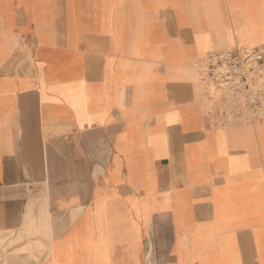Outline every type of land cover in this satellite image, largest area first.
<instances>
[{
  "label": "crops",
  "instance_id": "crops-1",
  "mask_svg": "<svg viewBox=\"0 0 264 264\" xmlns=\"http://www.w3.org/2000/svg\"><path fill=\"white\" fill-rule=\"evenodd\" d=\"M260 47L264 0H0V264H264V121L200 84Z\"/></svg>",
  "mask_w": 264,
  "mask_h": 264
},
{
  "label": "built area",
  "instance_id": "built-area-1",
  "mask_svg": "<svg viewBox=\"0 0 264 264\" xmlns=\"http://www.w3.org/2000/svg\"><path fill=\"white\" fill-rule=\"evenodd\" d=\"M200 68V84L209 107L245 124L264 121V47L211 54Z\"/></svg>",
  "mask_w": 264,
  "mask_h": 264
},
{
  "label": "bare ground",
  "instance_id": "bare-ground-1",
  "mask_svg": "<svg viewBox=\"0 0 264 264\" xmlns=\"http://www.w3.org/2000/svg\"><path fill=\"white\" fill-rule=\"evenodd\" d=\"M233 139H234V137L232 138V141H233ZM230 141H231V140H230ZM232 141H231V144L233 143ZM230 146H233V145H230ZM220 183H221V182H220Z\"/></svg>",
  "mask_w": 264,
  "mask_h": 264
},
{
  "label": "rangeland",
  "instance_id": "rangeland-1",
  "mask_svg": "<svg viewBox=\"0 0 264 264\" xmlns=\"http://www.w3.org/2000/svg\"><path fill=\"white\" fill-rule=\"evenodd\" d=\"M228 120V119H227ZM35 261H37V260H35Z\"/></svg>",
  "mask_w": 264,
  "mask_h": 264
}]
</instances>
